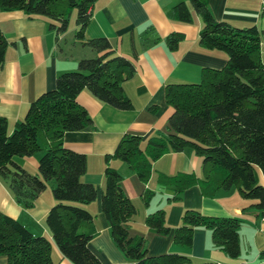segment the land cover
Here are the masks:
<instances>
[{
    "label": "trees",
    "instance_id": "1",
    "mask_svg": "<svg viewBox=\"0 0 264 264\" xmlns=\"http://www.w3.org/2000/svg\"><path fill=\"white\" fill-rule=\"evenodd\" d=\"M95 0H0V12L20 11L28 18L42 17L55 38L64 34L68 19L74 11L73 39L94 52L91 58L78 60L76 68L58 74L54 87L29 103L22 120L7 132L6 121L0 117V181L9 190L15 204L30 210L45 184H51L55 204L44 217L52 243L69 264H100L89 251L88 242L97 235L92 216L82 207L96 198L94 186L83 183L85 157L62 145V135L92 126L86 111L76 103V96L86 91L95 100L119 111H131L122 82L133 73L132 63L114 55L106 39H87L84 29L91 16ZM192 12L199 18L198 45L205 50H217L226 56L218 69H203L198 83H171L164 87V102L170 108L165 123L166 133L149 137L124 134L113 152L103 157V190L100 210L108 225L113 246L133 264H217L192 262L175 253L149 256L147 239L130 236L128 223L136 209L123 193L121 176L111 167L110 160H119L145 183L151 164L162 155L192 148L200 158L201 176L178 173L158 175L157 183L169 187L175 201L191 186H197L204 197L211 198L217 191L234 188L241 199L251 201L249 208L264 219V56L261 43L264 27L238 28L216 21L208 0H188ZM259 16L264 19V6ZM170 18L190 24L192 14L185 3L170 9ZM151 34V33H150ZM143 44L156 43L148 39ZM153 36V34H152ZM183 39L171 33L164 39L166 48L174 50ZM6 40L0 32V68L4 61ZM154 110V109H153ZM41 153L37 161V175L20 168L14 158ZM151 193L144 192L143 206ZM143 224L150 236H169L171 243L188 248L192 232L202 228L210 232L211 244L230 259L239 257L237 218H218L184 210L179 224L172 230L165 224L163 210L144 217ZM50 245L40 236L31 235L15 220L0 213V256L6 264H55L51 260ZM264 251L260 253L263 255Z\"/></svg>",
    "mask_w": 264,
    "mask_h": 264
},
{
    "label": "crops",
    "instance_id": "2",
    "mask_svg": "<svg viewBox=\"0 0 264 264\" xmlns=\"http://www.w3.org/2000/svg\"><path fill=\"white\" fill-rule=\"evenodd\" d=\"M181 2L188 6L192 14L190 24L177 23L170 18V9ZM263 6L264 0H208V9L216 21L238 28L255 26L258 30L263 29L264 19L259 16ZM90 10L84 37L106 39L114 55L132 63V75L121 84L132 110L113 109L95 100L88 92L81 91L76 96V103L86 111L92 126L64 133L62 145L84 155L85 172L81 181L94 186L96 190L95 200L82 206L92 216L97 232L87 244L89 251L100 264H133L113 246L108 225L100 210L103 157L113 152L124 134L140 136L142 141L164 135L166 119L171 112L164 102L165 85L198 83L203 69H220L226 56L223 52L205 50L198 45L201 22L192 12L188 0H95ZM146 30H149L148 39L156 37V43L143 44ZM0 32L6 40L4 61L0 68V117L6 121L7 132L10 133L14 124L23 119L29 103L54 87L58 74L75 70L78 60L91 58L95 54L83 46H80V51L71 53V46L61 45L65 33L55 38L44 18H28L20 11L0 12ZM171 33L181 34L183 39L174 50L169 51L164 39ZM261 51L264 56V41ZM40 155L36 153L13 160L27 173L37 175ZM200 163L192 148H184L177 153L168 152L152 162L150 176L142 183L124 163L109 161V167L121 176L123 193L136 209L135 216L128 223L129 235L147 239L149 256L175 253L195 263L264 264V254L260 255L264 251V219L258 217L253 208H249L245 214L241 211L251 201L241 199L234 188L217 191L208 198L201 195L197 186H191L180 194L178 200L171 201V189L157 183L158 175L187 173L200 177ZM260 182L264 186L263 180ZM50 186V183H46L33 208L24 210L15 204L6 185L0 181V213L18 222L31 235L45 238L50 245L52 262L69 264L53 245L44 223L46 213L55 204ZM144 192L151 193L147 206L142 204ZM188 209L209 217L237 218L245 223V227L262 236L263 241L256 242L255 239L250 258L242 259L239 254L237 259H230L212 246L208 230L194 229L191 246L183 248L172 244L169 236H150L143 224L146 215L163 210L165 224L172 230L179 224L182 212ZM257 218L260 220L256 223ZM0 264H6L3 256H0Z\"/></svg>",
    "mask_w": 264,
    "mask_h": 264
},
{
    "label": "rangeland",
    "instance_id": "3",
    "mask_svg": "<svg viewBox=\"0 0 264 264\" xmlns=\"http://www.w3.org/2000/svg\"><path fill=\"white\" fill-rule=\"evenodd\" d=\"M74 11L71 12L69 19H68V28L67 31L65 32L62 40L61 41V45L62 46H71V53H75L78 50L80 51V44L78 42H75L73 39V35H74V31H75V26H74ZM65 40V42H64ZM75 45L74 47H72V45ZM245 217L242 218V221H244ZM256 220V219H255ZM260 219L257 218L256 223L259 221ZM240 228H239V247H240V257L242 259H248L252 256L253 253V244L255 242H261L262 240V236H260L259 234H256V232L254 233V231L252 229H248L247 227H245V223H241L240 224ZM255 229L257 228L254 227ZM254 233V235H253ZM256 236V237H255ZM258 244V243H256Z\"/></svg>",
    "mask_w": 264,
    "mask_h": 264
}]
</instances>
